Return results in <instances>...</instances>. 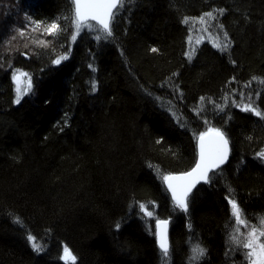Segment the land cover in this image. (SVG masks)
<instances>
[{"label": "trees", "instance_id": "1", "mask_svg": "<svg viewBox=\"0 0 264 264\" xmlns=\"http://www.w3.org/2000/svg\"><path fill=\"white\" fill-rule=\"evenodd\" d=\"M72 8L0 0V264H65V246L76 264H163L161 219L167 264H190L197 245L207 252L196 264H248L229 241L226 198L243 209L242 227L264 217V119L242 111H264V0H128L111 36L87 22L74 41ZM197 30L210 37L192 49ZM17 69L32 83L20 103ZM210 129L224 132L230 157L184 211L163 176L192 169Z\"/></svg>", "mask_w": 264, "mask_h": 264}, {"label": "snow or ice", "instance_id": "2", "mask_svg": "<svg viewBox=\"0 0 264 264\" xmlns=\"http://www.w3.org/2000/svg\"><path fill=\"white\" fill-rule=\"evenodd\" d=\"M128 0H71L72 15L70 17L71 23L74 27V34L72 40L76 39L77 34L84 27H92L86 23L89 19L96 21L99 26L98 31L104 33L106 36H111V24L115 17L119 14V10L122 9ZM221 14L223 9L218 10ZM205 16L209 19H214L212 12L205 13L204 16L199 17L200 22L205 21ZM65 19H69L66 17ZM184 23L188 22V18H185ZM222 27V25L220 26ZM60 30V25L57 22H53L45 28V31L50 35H55ZM23 35V33H21ZM15 37H13L14 39ZM97 40L101 39L100 36L96 37ZM225 40H227V34L225 33ZM214 46L221 50H227L228 43L217 42ZM157 51V49H152ZM68 58L67 55L59 56L53 60V64H60L63 60ZM190 58V57H189ZM22 77H28L27 81H22ZM13 82L16 84V99L15 103H20L21 99L28 95L32 90V83L29 74L19 69L13 72ZM253 79H257L253 77ZM22 83L25 86L21 87ZM259 83L264 84V79H261ZM93 91H95V83H93ZM242 111L252 112L254 115L264 119V111L254 107L251 103L246 104ZM211 134L214 137V147L210 149L206 142V136ZM199 160L196 162L194 168L191 171L184 173L180 176L164 175L163 181L167 184L168 190L172 193V199L175 202L176 207L187 211L188 208V196L196 183L203 180L205 183L210 182L211 177L209 173L219 168V166L228 158V140L220 129H210L209 133H201L199 136ZM159 143V141H158ZM264 159V151L257 154ZM231 191V190H229ZM228 204L231 207V215L235 219V226L232 232L229 234V241L232 245L245 249V258L248 260V264H264V241L261 237H264V217L260 218V222L256 226H252L251 230L246 234L241 233V226L248 227L247 220L244 218L245 214L243 209L234 197L226 198ZM142 211L145 210V205L141 204ZM145 214L149 217L152 216V212L146 211ZM167 221H156V232L158 246L161 250L163 264H167V258L170 255V246L167 237ZM119 227V225H117ZM31 243L33 251H41L42 248L35 242V237L31 234L27 237ZM207 250L197 245L191 249V255L189 256L190 264H196L205 255ZM60 259L65 261V264H76V257L71 250L65 246L63 249V255Z\"/></svg>", "mask_w": 264, "mask_h": 264}, {"label": "water", "instance_id": "3", "mask_svg": "<svg viewBox=\"0 0 264 264\" xmlns=\"http://www.w3.org/2000/svg\"><path fill=\"white\" fill-rule=\"evenodd\" d=\"M87 22H91V23H94L95 25H97L96 24V21H93V20H88ZM86 22V23H87ZM205 133H209V131H207V132H205ZM199 138V137H198ZM197 138V140H196V157H197V159H196V162L199 160V139ZM206 142H207V144H208V147L210 148V149H212L213 147H214V144H213V140H214V137L211 135V134H209L208 136H206ZM228 148H229V152H228V158H227V160L225 161V163H223V164H221L220 166H219V168H217V169H215L214 171H211L210 173H209V175L211 174V173H213V172H215L216 170H218V169H221V168H223V166H225V164L227 163V161L229 160V157H230V144L228 143ZM195 165H196V163L192 166V168H194L195 167ZM192 169H190V170H188V171H185V172H181V173H172V174H170V175H174V176H180V175H183L184 173H186V172H189V171H191ZM205 182L203 181V180H200L198 183H196V185H195V187L196 186H198V185H202V184H204ZM164 187H165V189H166V191H168V194H169V196H170V198H171V200L173 201V199H172V193L168 190V186H167V184L164 182ZM194 187V188H195ZM193 188V189H194ZM193 189H192V191L189 193V196H188V198L190 197V195L193 193ZM174 202V201H173ZM162 221H167L168 223H167V237H168V242H169V236H168V233H169V228H170V225H169V219H161ZM154 225H155V232H156V222L154 223ZM156 236V235H155ZM156 244H157V247L159 248V246H158V242H157V237H156ZM159 250H160V248H159ZM161 251V250H160ZM64 261V260H63Z\"/></svg>", "mask_w": 264, "mask_h": 264}, {"label": "rangeland", "instance_id": "4", "mask_svg": "<svg viewBox=\"0 0 264 264\" xmlns=\"http://www.w3.org/2000/svg\"><path fill=\"white\" fill-rule=\"evenodd\" d=\"M194 36H195V38L194 39H191L190 44H189V46H191L192 49L195 48V46L199 42L204 41V40H209L210 34L206 37L204 35V33H200L199 30H197L194 33ZM217 41H219V39L217 37H215V42L217 43ZM27 79H28V77H22V81H24V82H26ZM23 86H25L24 83H22L21 87H23ZM14 88H15V99H16V84L15 83H14ZM262 151H264V149ZM250 230H251V228L248 230V229H246V228H244V227L241 226V233H245L246 234Z\"/></svg>", "mask_w": 264, "mask_h": 264}, {"label": "bare ground", "instance_id": "5", "mask_svg": "<svg viewBox=\"0 0 264 264\" xmlns=\"http://www.w3.org/2000/svg\"><path fill=\"white\" fill-rule=\"evenodd\" d=\"M195 163H196V161H195ZM195 163H194V164H195ZM213 173H214V172H213ZM211 174H212V173H211ZM209 176H210V175H209Z\"/></svg>", "mask_w": 264, "mask_h": 264}]
</instances>
